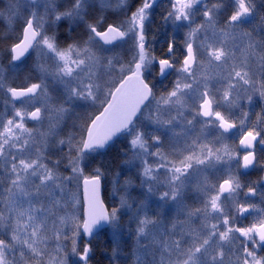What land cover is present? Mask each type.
<instances>
[{
  "label": "snow or ice",
  "instance_id": "obj_1",
  "mask_svg": "<svg viewBox=\"0 0 264 264\" xmlns=\"http://www.w3.org/2000/svg\"><path fill=\"white\" fill-rule=\"evenodd\" d=\"M0 264H264V0H0Z\"/></svg>",
  "mask_w": 264,
  "mask_h": 264
},
{
  "label": "trees",
  "instance_id": "obj_2",
  "mask_svg": "<svg viewBox=\"0 0 264 264\" xmlns=\"http://www.w3.org/2000/svg\"><path fill=\"white\" fill-rule=\"evenodd\" d=\"M106 239L110 240L111 239L110 235L108 237H106ZM97 258L100 259V260H104L105 259L104 255L102 253L98 254Z\"/></svg>",
  "mask_w": 264,
  "mask_h": 264
},
{
  "label": "water",
  "instance_id": "obj_3",
  "mask_svg": "<svg viewBox=\"0 0 264 264\" xmlns=\"http://www.w3.org/2000/svg\"><path fill=\"white\" fill-rule=\"evenodd\" d=\"M103 194V193H102Z\"/></svg>",
  "mask_w": 264,
  "mask_h": 264
}]
</instances>
